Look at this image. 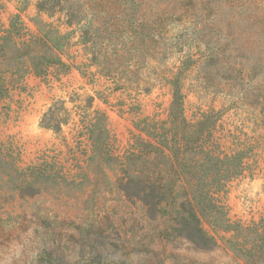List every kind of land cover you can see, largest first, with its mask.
Returning <instances> with one entry per match:
<instances>
[{
  "label": "rangeland",
  "instance_id": "obj_1",
  "mask_svg": "<svg viewBox=\"0 0 264 264\" xmlns=\"http://www.w3.org/2000/svg\"><path fill=\"white\" fill-rule=\"evenodd\" d=\"M263 217L264 0H0V264H251Z\"/></svg>",
  "mask_w": 264,
  "mask_h": 264
},
{
  "label": "trees",
  "instance_id": "obj_2",
  "mask_svg": "<svg viewBox=\"0 0 264 264\" xmlns=\"http://www.w3.org/2000/svg\"><path fill=\"white\" fill-rule=\"evenodd\" d=\"M37 10L39 13L44 12L45 14H47V16L49 18H52L54 15H56L53 10H50V8H45V6H43L42 4L37 5ZM59 14L62 16V18L61 19L58 18V20H57L58 23L61 25L62 24L65 25L67 28H72V26L74 25L72 20H71L73 18L72 12L61 11V12H59ZM48 28L51 30H54L52 28V24H49ZM9 34H10V31H9ZM56 34H57V32H56ZM56 40L57 39H55L54 41H52V40L49 41V43L51 45L50 47H52L54 49L61 50L59 45L56 44V42H55ZM48 49H50V48L48 47ZM57 63H59V60L57 59V57L48 56V54H47L44 56H40L37 60V63H35L34 66L36 69V67H38L39 65H42V64H44L45 66H50V65L57 64ZM174 107L177 109V107L174 106V103H173V105L171 106V115L173 113V110L175 109ZM46 118H49V119H46ZM41 124L46 129L53 130L55 132H59L60 126L62 124V120H61V118H58L55 115L54 108L51 107V109H49V111L43 116ZM198 232L201 233V231L199 229H198ZM249 233L252 237L250 249L248 250V256L251 257V264H256V262L264 263V217L262 218V220L260 221L259 224L253 225V227L251 229H249Z\"/></svg>",
  "mask_w": 264,
  "mask_h": 264
}]
</instances>
